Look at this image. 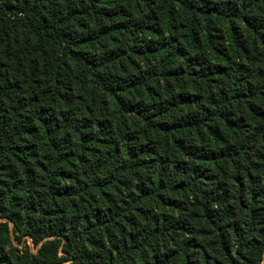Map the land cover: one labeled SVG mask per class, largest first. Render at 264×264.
I'll return each mask as SVG.
<instances>
[{
    "label": "trees",
    "instance_id": "trees-1",
    "mask_svg": "<svg viewBox=\"0 0 264 264\" xmlns=\"http://www.w3.org/2000/svg\"><path fill=\"white\" fill-rule=\"evenodd\" d=\"M0 264H264V0H0Z\"/></svg>",
    "mask_w": 264,
    "mask_h": 264
},
{
    "label": "rangeland",
    "instance_id": "rangeland-1",
    "mask_svg": "<svg viewBox=\"0 0 264 264\" xmlns=\"http://www.w3.org/2000/svg\"><path fill=\"white\" fill-rule=\"evenodd\" d=\"M29 244H30L31 246H33L31 241H29Z\"/></svg>",
    "mask_w": 264,
    "mask_h": 264
}]
</instances>
